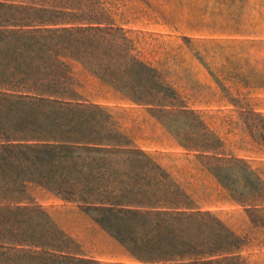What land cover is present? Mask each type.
I'll list each match as a JSON object with an SVG mask.
<instances>
[{
    "label": "trees",
    "instance_id": "trees-1",
    "mask_svg": "<svg viewBox=\"0 0 264 264\" xmlns=\"http://www.w3.org/2000/svg\"><path fill=\"white\" fill-rule=\"evenodd\" d=\"M73 66L145 107L247 212L264 198L259 176L139 59L104 0H0V264H100L23 205L29 185L74 204L136 263L244 264L239 238L81 98Z\"/></svg>",
    "mask_w": 264,
    "mask_h": 264
},
{
    "label": "rangeland",
    "instance_id": "rangeland-1",
    "mask_svg": "<svg viewBox=\"0 0 264 264\" xmlns=\"http://www.w3.org/2000/svg\"><path fill=\"white\" fill-rule=\"evenodd\" d=\"M132 39L139 59L156 69L184 105L245 162L264 186V0H104ZM81 98L105 109L121 131L163 168L193 205L219 219L241 241L244 264H264V198L253 211L235 203L183 151L145 107L121 101L72 67ZM23 205L38 207L100 264H139L74 204L29 185Z\"/></svg>",
    "mask_w": 264,
    "mask_h": 264
}]
</instances>
